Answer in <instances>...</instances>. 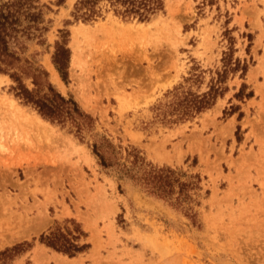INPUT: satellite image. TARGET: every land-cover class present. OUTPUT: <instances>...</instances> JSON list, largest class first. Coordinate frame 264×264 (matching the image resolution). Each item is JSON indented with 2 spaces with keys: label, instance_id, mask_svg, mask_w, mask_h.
<instances>
[{
  "label": "rangeland",
  "instance_id": "1",
  "mask_svg": "<svg viewBox=\"0 0 264 264\" xmlns=\"http://www.w3.org/2000/svg\"><path fill=\"white\" fill-rule=\"evenodd\" d=\"M34 1L47 30L26 56L94 123L43 119L0 74V252L29 244L0 264H264V0H162L144 21ZM211 86L180 119L174 102ZM76 229L72 257L39 242Z\"/></svg>",
  "mask_w": 264,
  "mask_h": 264
},
{
  "label": "trees",
  "instance_id": "2",
  "mask_svg": "<svg viewBox=\"0 0 264 264\" xmlns=\"http://www.w3.org/2000/svg\"><path fill=\"white\" fill-rule=\"evenodd\" d=\"M100 1H107L111 6H118L114 12L123 17H136L140 21L148 20L150 16L162 9V0H80L76 8H86L80 17L89 21L95 16L93 7ZM77 18V16H76ZM43 12L34 0H0V74L7 75L14 83V95L23 104L36 110L40 117L51 123L64 125L70 122L77 131L93 127V119L83 112L79 105L71 98L62 96L48 81V73L40 66L31 62L27 56L28 45L31 41L42 37L47 29ZM52 64L65 82L69 62V50L66 43L56 42L52 55ZM219 76V74H218ZM31 80L32 88H28L24 80ZM219 88L211 86L208 92L196 95L186 92L174 104L180 107V119H187L210 108L215 98L220 93ZM95 148V147H94ZM98 154V153H97ZM99 156V155H97ZM101 159V158H100ZM77 235L65 234L60 230L42 234L39 242L57 252L72 257L82 252L86 245L76 243L83 233L76 229ZM21 243L11 249H6L0 254H13L19 252Z\"/></svg>",
  "mask_w": 264,
  "mask_h": 264
},
{
  "label": "bare ground",
  "instance_id": "3",
  "mask_svg": "<svg viewBox=\"0 0 264 264\" xmlns=\"http://www.w3.org/2000/svg\"><path fill=\"white\" fill-rule=\"evenodd\" d=\"M141 24H142V23H141ZM141 24H139V25L141 26ZM139 25H138V26H139ZM52 69H53V68H52ZM123 69H124V67H123ZM53 70H54V69H53ZM53 72H55V71H52V73H53ZM56 75H57V74L54 73V76H55V77H56ZM58 85H59V84H58ZM61 89H62V88H61ZM13 104H14V103H12L11 106L14 108ZM18 108H19V107H18ZM18 108H16V110H17ZM34 118H35V117H34ZM37 120L41 121L40 117H37ZM33 125H34V124H33ZM70 261H71V260H70Z\"/></svg>",
  "mask_w": 264,
  "mask_h": 264
},
{
  "label": "crops",
  "instance_id": "4",
  "mask_svg": "<svg viewBox=\"0 0 264 264\" xmlns=\"http://www.w3.org/2000/svg\"><path fill=\"white\" fill-rule=\"evenodd\" d=\"M239 1V0H238ZM246 3H249L250 1L249 0H245ZM236 4H241L240 1L239 3H236Z\"/></svg>",
  "mask_w": 264,
  "mask_h": 264
}]
</instances>
